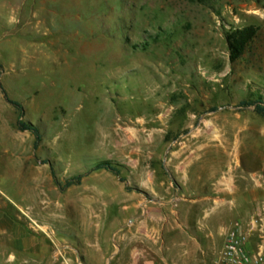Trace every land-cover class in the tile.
<instances>
[{
    "label": "rangeland",
    "instance_id": "1",
    "mask_svg": "<svg viewBox=\"0 0 264 264\" xmlns=\"http://www.w3.org/2000/svg\"><path fill=\"white\" fill-rule=\"evenodd\" d=\"M247 26L258 36L233 63L226 33ZM258 95L264 0H0V264H90L101 249L103 264H147L123 248L158 263L160 233L172 251L189 234L213 264L225 231L264 217V117L240 107ZM102 162L120 175L92 172ZM52 169L89 174L61 191Z\"/></svg>",
    "mask_w": 264,
    "mask_h": 264
},
{
    "label": "trees",
    "instance_id": "2",
    "mask_svg": "<svg viewBox=\"0 0 264 264\" xmlns=\"http://www.w3.org/2000/svg\"><path fill=\"white\" fill-rule=\"evenodd\" d=\"M258 32L259 29L256 26H247L242 29H231L226 33V42H227L231 62L233 63L236 62L245 54L250 44L258 36ZM1 89L5 100L9 104H11L18 113V121H17L18 130L23 132H30L35 137L34 148L38 149L40 142L42 141V135L39 128L30 122H26L22 120L24 116L23 105L18 101H14L10 99L6 91L3 88ZM240 107H242L243 109L253 108L254 112L257 115L264 117V99L261 95H258L257 99L255 100L241 101ZM44 163L47 162L44 161ZM98 170H107L116 176L120 175V170L114 167L110 162H102L98 164L94 169H92V172ZM88 174L89 173L79 174L67 179L65 182H61L56 177L54 169H52V176L54 183L61 191H65L73 186L81 185L83 179ZM121 181H124V179H121Z\"/></svg>",
    "mask_w": 264,
    "mask_h": 264
},
{
    "label": "crops",
    "instance_id": "3",
    "mask_svg": "<svg viewBox=\"0 0 264 264\" xmlns=\"http://www.w3.org/2000/svg\"><path fill=\"white\" fill-rule=\"evenodd\" d=\"M15 206H17L16 203H14ZM148 235V234H147ZM152 236V235H151ZM149 237L150 241L153 242V246L149 248L151 252L155 254L158 258V263L153 262L152 256L146 251V250H139V249H130L126 252V249H122L120 257L123 258V261L126 260H135L138 258V260L144 261L147 264H201L199 260V247H193L189 248V234H182L183 242L182 247L176 248L173 251L168 250L169 245V238L166 234L160 233V234H154L153 237ZM17 238L16 242V254L19 256L26 257L29 255L31 250L27 247L26 242L23 240L22 236ZM123 240H125V245L130 246L131 243H133L135 240H139L141 238V234L139 231L133 232L131 229H128L123 233L122 235ZM186 241V242H185ZM196 242V240L194 239ZM158 247L155 245L158 244ZM197 243V242H196ZM149 246L151 243L148 244ZM101 248V245H99ZM108 255V256H107ZM114 254H109L107 251L101 249L100 252L97 253L98 260L94 261L92 259V256L87 257V261L90 264H103L107 257ZM170 256V258H169ZM90 258V259H89Z\"/></svg>",
    "mask_w": 264,
    "mask_h": 264
},
{
    "label": "built area",
    "instance_id": "4",
    "mask_svg": "<svg viewBox=\"0 0 264 264\" xmlns=\"http://www.w3.org/2000/svg\"><path fill=\"white\" fill-rule=\"evenodd\" d=\"M264 228V217L259 214L248 224L236 222L223 234V244L213 264H264V241L252 248L251 235L259 232L260 238Z\"/></svg>",
    "mask_w": 264,
    "mask_h": 264
}]
</instances>
